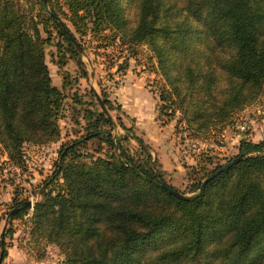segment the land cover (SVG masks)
I'll use <instances>...</instances> for the list:
<instances>
[{"label": "trees", "instance_id": "1", "mask_svg": "<svg viewBox=\"0 0 264 264\" xmlns=\"http://www.w3.org/2000/svg\"><path fill=\"white\" fill-rule=\"evenodd\" d=\"M37 1L43 10L50 6L44 20L27 16L20 0H0V146L14 166L24 163L25 144L61 136L65 95L52 84L48 37L40 31L54 29L87 76L61 16L105 44L145 45L162 80V114L180 113L177 122L194 135L225 126L264 87V0H63L65 9L58 0ZM87 116L91 130L60 144L43 181L48 188L61 181L60 188L41 186L31 218L32 235L55 244L63 264H264V140L240 139L227 162L239 160L199 191L225 163L217 165L183 200L160 187L180 192L165 182L142 139L131 136L143 161L129 153L128 135L101 127L113 126L103 109ZM93 139L110 149L106 158L77 153Z\"/></svg>", "mask_w": 264, "mask_h": 264}, {"label": "rangeland", "instance_id": "2", "mask_svg": "<svg viewBox=\"0 0 264 264\" xmlns=\"http://www.w3.org/2000/svg\"><path fill=\"white\" fill-rule=\"evenodd\" d=\"M58 1L65 9L63 0ZM20 3L27 16L39 15L42 20L50 7L47 5L43 10L37 0H20ZM61 19L72 29L82 49L78 53L87 76H82L77 58L69 53L66 42L54 29L49 27L50 35L40 31L43 38L48 37L44 49L52 84L65 95L59 117L61 136L53 142L25 144L24 163L19 167L8 161L0 146V240L4 235L0 255L2 250L5 252L0 264L64 263V255L55 244L32 235L31 218L35 203L43 199L41 186L54 170L60 144L85 135L91 130L88 113L102 112L93 93L102 101L107 100L106 108L113 121L111 128L101 127L110 129L113 137L128 135L130 139L125 146L141 161L144 156L131 136L142 139L165 182L186 196L193 194L192 188L201 177L235 156L240 139L264 140V87L257 99L236 112L225 126L204 135H194L184 123L177 122L180 113L172 119L162 114L157 89L162 80L155 69V58L145 45L128 49L118 41L105 44L89 31L80 35L66 18L61 16ZM88 27H92L90 23ZM121 123L130 128L128 133ZM109 152L107 145L97 139L77 150L94 158H106ZM198 160L200 166L196 164ZM59 185L61 181L52 184V192H56ZM50 188L44 186L43 190L48 192ZM26 201H30L31 206L9 219L10 211Z\"/></svg>", "mask_w": 264, "mask_h": 264}, {"label": "water", "instance_id": "3", "mask_svg": "<svg viewBox=\"0 0 264 264\" xmlns=\"http://www.w3.org/2000/svg\"><path fill=\"white\" fill-rule=\"evenodd\" d=\"M70 39L71 41L74 43L75 47L78 49V51H82L81 47L79 46V44L77 43V41L72 37L70 36ZM101 106H102V109L106 112V115L107 116H110L109 113L107 112L106 108L104 107L103 103L101 102ZM103 132V131H101ZM239 160V158H235L227 163H225L223 166H221L219 169H217L215 172L211 173L208 177H206L202 183H201V186H200V189L199 191H201L203 189V187L206 185L207 182H209L212 178H214L216 175H218L219 173L227 170L228 168H230L233 164H235L237 161ZM161 188L165 189L168 193L174 195L175 197L179 198V199H187V196L176 191L175 189H172L170 186H168L167 184L165 183H160L159 184ZM31 206V202L30 201H26L24 202V204L18 208H14L10 211V214L11 213H14L18 210H23V209H26V208H29ZM9 214V215H10ZM8 218V217H7ZM1 258V257H0Z\"/></svg>", "mask_w": 264, "mask_h": 264}, {"label": "crops", "instance_id": "4", "mask_svg": "<svg viewBox=\"0 0 264 264\" xmlns=\"http://www.w3.org/2000/svg\"><path fill=\"white\" fill-rule=\"evenodd\" d=\"M253 141H255L254 139H252Z\"/></svg>", "mask_w": 264, "mask_h": 264}]
</instances>
